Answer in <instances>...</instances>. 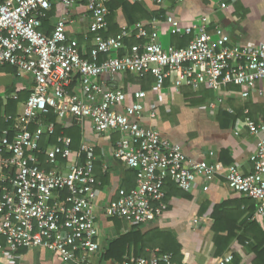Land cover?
Segmentation results:
<instances>
[{
	"label": "built area",
	"instance_id": "obj_1",
	"mask_svg": "<svg viewBox=\"0 0 264 264\" xmlns=\"http://www.w3.org/2000/svg\"><path fill=\"white\" fill-rule=\"evenodd\" d=\"M214 1L221 11L230 8V0ZM61 2L66 8L77 3L86 6L94 36L89 58L77 39L69 36L66 18L51 33L42 30L51 0H5L0 6V66L10 65L18 78L28 76L34 81L21 124L0 134V254L16 257L23 250L42 249L65 264H100L101 214L130 227L153 223L164 214L169 183L193 192L201 181L208 191L222 175V167L188 157L182 146L144 125L146 111L155 118L157 107L147 104V92H135L129 104L123 89L108 87L99 79L121 74L153 77L158 92L168 82L177 91L189 87L218 95L235 86L247 99L264 81V44L232 45L230 36L219 25L212 26L207 16L185 27L174 17L166 18L172 35L191 38L184 49L164 47L154 24L153 30L144 23L123 27L118 35L106 38L107 0ZM132 38L139 42L129 46ZM248 113L245 110L243 129L257 138L252 170L245 174L230 166L225 179L233 191L256 201L258 213L264 214V122L256 123ZM51 115L55 122L49 120ZM67 119L89 121L101 136L120 134L112 157L135 172V187L119 189L102 207L104 184L96 174V147L84 145L80 163L72 138L63 133L48 145L51 148L42 146ZM232 263L233 256L227 255L215 264ZM124 264L180 263L157 250L149 257L128 256Z\"/></svg>",
	"mask_w": 264,
	"mask_h": 264
},
{
	"label": "crops",
	"instance_id": "obj_2",
	"mask_svg": "<svg viewBox=\"0 0 264 264\" xmlns=\"http://www.w3.org/2000/svg\"><path fill=\"white\" fill-rule=\"evenodd\" d=\"M4 1L0 0L1 4ZM125 2L135 7L126 9L123 6ZM51 3L52 9L42 21V30L51 33L56 23L66 18L69 36L77 39L82 51L90 57L94 36L89 31L91 17L86 6L77 3L66 8L61 0H51ZM116 3L115 10H109L108 18H112L111 23L108 21V32L111 28V33L106 38L118 35L123 27L144 23L150 25L149 30H153L151 25L154 24L159 33V41L164 47L184 49L188 47L191 38L172 35L165 22L166 18L174 17L185 27L201 16H207L212 26L219 25L230 36L232 45L264 44V0H230L227 11L219 10L214 0H117ZM129 20H134L135 23L129 25ZM14 69L16 70L10 65L0 66V121L7 125L0 134L13 129L15 124H21L25 102L34 86L32 77L18 78ZM99 82L108 87L123 89L129 95V104L133 102L135 92H147V104L154 103L157 106L156 117L151 118L148 109L142 123L158 129L164 138L182 146L188 157L220 164L222 167V175L210 184L208 191L203 190L204 184L201 181L193 192H182L169 183L166 186L167 206L164 214L155 222L141 226L142 232L161 231L168 234L169 242L175 241L181 247L180 264H215L227 255L233 256V262L240 258V264H253L256 258L253 249L258 241L264 240V214L258 213L256 201L229 188L225 175L230 166L237 167L245 174L252 170L251 157L256 151L257 138L243 129V120L246 117L245 110H248V116L253 121L264 122V81L256 85L247 99L241 98V89L235 86L221 95L214 92L210 95L205 90L194 91L189 87L177 91L168 82L164 91L158 92L154 88L153 77L139 79L132 74L112 77L105 75ZM13 95L18 98L13 99ZM11 100L19 103L16 112L10 114L7 111ZM58 126L60 134L72 135L69 137L73 141L74 153L79 154L80 163L83 161L82 147H96V174L98 178L100 173L106 176L104 181L100 179L104 184L100 197L102 207L116 196L119 189L135 187L136 174L123 162L112 157L120 134L98 135L89 121L80 124L67 119ZM239 129H242L241 134L236 136ZM74 133L80 137L77 148ZM49 148L51 147L48 146L47 149ZM218 207L222 209L216 220L214 213ZM99 223L101 235L106 232L108 240L116 238L112 221L106 220L101 214ZM216 235L222 246H227L221 253H218L214 243ZM105 244L102 242L103 248ZM157 250L160 251V248H148L146 251L151 256ZM132 255L133 250L129 256ZM0 264L65 263L52 252L29 249L23 250L16 257H4L0 254Z\"/></svg>",
	"mask_w": 264,
	"mask_h": 264
},
{
	"label": "trees",
	"instance_id": "obj_3",
	"mask_svg": "<svg viewBox=\"0 0 264 264\" xmlns=\"http://www.w3.org/2000/svg\"><path fill=\"white\" fill-rule=\"evenodd\" d=\"M116 1L117 0H108V2L106 3L110 11L115 10L116 4H117ZM0 4H1V2H0ZM123 6L126 9L129 7H132V6L135 7V5H131L129 2H125L123 4ZM111 18H112L111 16L108 18V21L110 23H111ZM134 23H135L134 20L128 21L129 25H132ZM110 33H111V28H110V32H104L103 36L107 37L110 35ZM137 41L138 40H135L132 38V39L127 41V44L129 46H131V45H134L135 43H137ZM139 79H141V78H139ZM202 90H205L210 95H212V93H213V91H211V90H207V89H202ZM211 97H213V96H211ZM18 103L11 100L9 102L7 112L10 114H11V112H16ZM1 105H2V101L0 102V112H1ZM225 114H228V113H225ZM49 120L52 122H55V117L53 115H51L49 117ZM236 120H237V118L235 119V121ZM230 121L232 123V116L230 117ZM57 127L58 128H57L55 136H53L50 140H48V143H46V141L43 142L42 146L44 149H47L49 144H53L56 141V137L59 136V134H60V132L58 130L59 126H57ZM5 128H7V125L4 123V121H0V132ZM34 128H35L34 126H31V130H34ZM69 136H72V135H69ZM73 137H74V142H75V148H77L79 146L80 137L78 136V134H75ZM41 159L44 160L43 155L41 156ZM46 168L49 169L50 166H46ZM104 175L105 174L100 173L99 179L104 181L105 177H106ZM170 185L175 186L173 183H170ZM127 189H130V188H127ZM221 209H222V207H218L216 209V211L214 213V219L216 218V220H217L218 216L221 214V212H220ZM111 221L113 222V228L116 232V238L111 239V240H107L106 244L104 245V249H103V252L101 255L100 264H124L125 259H126V257H128L130 255L131 250L134 251L135 257H140V256L147 257V256H149V253L146 250L148 248H151L152 250H154L157 247H159L160 252H162L164 254H166V253L172 254L174 257V260L176 262L181 263V261H182L181 247L175 241L169 242V238H168L169 235L168 234H165L164 232H161V231H157V232L153 231L151 233L150 232L149 233H143L141 230V226H131L129 228L127 225V222H125V221H122L119 219H115V220H111ZM219 240H220V238L218 237V235H216L215 239H214V243L216 245L218 253H221L227 248V246H222V244L220 243ZM253 251L256 255V258H255L253 264H264V240L258 241L257 244L255 245ZM240 262H241V259L236 258L232 264H240Z\"/></svg>",
	"mask_w": 264,
	"mask_h": 264
},
{
	"label": "rangeland",
	"instance_id": "obj_4",
	"mask_svg": "<svg viewBox=\"0 0 264 264\" xmlns=\"http://www.w3.org/2000/svg\"><path fill=\"white\" fill-rule=\"evenodd\" d=\"M106 235H107L106 232H103L102 235H101V237H102V242H103V243H106L107 240H108V237H107ZM115 235H116V232H115Z\"/></svg>",
	"mask_w": 264,
	"mask_h": 264
}]
</instances>
